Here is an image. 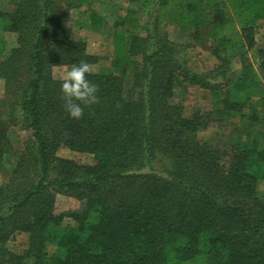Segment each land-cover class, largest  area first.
Here are the masks:
<instances>
[{
  "label": "trees",
  "instance_id": "16d2710c",
  "mask_svg": "<svg viewBox=\"0 0 264 264\" xmlns=\"http://www.w3.org/2000/svg\"><path fill=\"white\" fill-rule=\"evenodd\" d=\"M7 1L14 9L0 11V30L15 34L16 45L5 52L0 39V264H264V147L200 140L209 117L174 97L178 85L198 86L211 94L214 117L255 104L264 125V47L256 40L264 0H127L150 20L141 28L125 13L130 31L113 35L111 70L87 76L100 102L79 120L51 74L98 62L71 36L76 0ZM99 26L90 13L89 27ZM171 27L191 29L195 44L205 31L223 74L244 55L240 75L213 82L193 73L184 47L159 38ZM15 127L28 134L18 152ZM62 148L92 161L61 158ZM59 194L84 209L56 214ZM15 234L27 235L23 251L7 246Z\"/></svg>",
  "mask_w": 264,
  "mask_h": 264
},
{
  "label": "rangeland",
  "instance_id": "374dc122",
  "mask_svg": "<svg viewBox=\"0 0 264 264\" xmlns=\"http://www.w3.org/2000/svg\"><path fill=\"white\" fill-rule=\"evenodd\" d=\"M76 7L69 10L68 26L71 36L74 39L82 40L87 46L89 54L96 55L98 62L92 65V73L108 72L112 68L113 50L112 39L116 32L128 33L130 28L127 24H123L122 20L127 11H133V16L138 20L141 28H144L150 20L139 8L138 2H130L127 0H76ZM13 6L7 0H0V11L12 12ZM94 12L100 18V26L97 29L89 27L90 13ZM142 31H139L140 33ZM205 31H201V41L198 44L193 43L191 39V29L179 30L176 28H167L159 38L180 44L185 49V60L187 67L195 74H199L204 78H208L213 82H223L226 79H235L240 75L242 64L245 56L236 55L229 65L225 74L218 69V63L211 55L215 48L213 42L206 39ZM0 39L5 42V52L9 51L16 45V35L6 33L0 30ZM256 40L258 46L264 47V21L257 23ZM70 67H54L52 69V77L55 80H62L65 72ZM224 96L227 91H223ZM4 96L3 82L0 81V100ZM175 102L180 103L188 111L197 110L202 115L209 117V125L204 132L199 133L200 140L213 143L217 146H225L229 150L231 144L235 140L240 142L248 141L249 143L257 142L264 147V125L260 123L261 111L250 104L243 108L240 113H230L228 116L212 115V97L211 94L198 86L188 84L178 85L174 88ZM255 107L254 111L251 108ZM256 116V119L245 121L241 115ZM12 132L10 141L14 149L19 151L23 142L27 139L28 134L19 130L18 127L10 129ZM57 155L61 158L73 160L80 164L91 163V157L77 153H73L66 149H60ZM12 161L16 157L11 158ZM146 171V168L143 170ZM259 197L264 201V181H260L257 186ZM84 201H78L73 197L65 195H57L54 202V211L56 214L67 216L69 214L81 212L84 209ZM71 220L64 218L63 224H70ZM27 235L15 234L7 243L9 249L13 251H23L26 248ZM52 251V247H49Z\"/></svg>",
  "mask_w": 264,
  "mask_h": 264
},
{
  "label": "clouds",
  "instance_id": "9594fccd",
  "mask_svg": "<svg viewBox=\"0 0 264 264\" xmlns=\"http://www.w3.org/2000/svg\"><path fill=\"white\" fill-rule=\"evenodd\" d=\"M92 71V65L81 60L78 64H73L62 77L61 99L65 110L74 120L83 118L85 107H91L100 102L99 86L87 79Z\"/></svg>",
  "mask_w": 264,
  "mask_h": 264
},
{
  "label": "crops",
  "instance_id": "0c3cea01",
  "mask_svg": "<svg viewBox=\"0 0 264 264\" xmlns=\"http://www.w3.org/2000/svg\"><path fill=\"white\" fill-rule=\"evenodd\" d=\"M261 22V21H260Z\"/></svg>",
  "mask_w": 264,
  "mask_h": 264
}]
</instances>
